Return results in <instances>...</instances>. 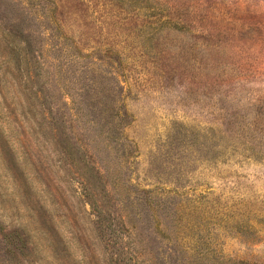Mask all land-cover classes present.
<instances>
[{"label":"rangeland","instance_id":"rangeland-1","mask_svg":"<svg viewBox=\"0 0 264 264\" xmlns=\"http://www.w3.org/2000/svg\"><path fill=\"white\" fill-rule=\"evenodd\" d=\"M0 264H264V0H0Z\"/></svg>","mask_w":264,"mask_h":264}]
</instances>
